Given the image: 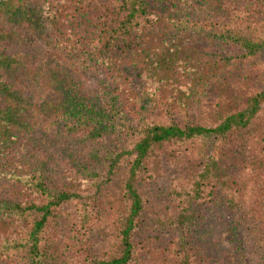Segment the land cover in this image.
<instances>
[{
  "label": "trees",
  "instance_id": "16d2710c",
  "mask_svg": "<svg viewBox=\"0 0 264 264\" xmlns=\"http://www.w3.org/2000/svg\"><path fill=\"white\" fill-rule=\"evenodd\" d=\"M193 27L213 47L193 88L181 67L134 81L150 34ZM0 46V264H49L55 242L64 264H217L210 215L231 264H264V0H0Z\"/></svg>",
  "mask_w": 264,
  "mask_h": 264
},
{
  "label": "rangeland",
  "instance_id": "374dc122",
  "mask_svg": "<svg viewBox=\"0 0 264 264\" xmlns=\"http://www.w3.org/2000/svg\"><path fill=\"white\" fill-rule=\"evenodd\" d=\"M13 29L17 28L14 27ZM150 37H152L150 39L152 40L154 48L152 50H146L148 52L152 51V53L154 54H150V56L146 55L144 59H140L138 62H136L135 66L133 67V78L136 83H142V85L151 86V88L157 87L156 85L158 83L163 84V82L167 81V79H169L171 83H175V80L171 79L172 76L170 73L173 72L172 70L174 67H181L185 71H188V69H190L193 72L194 79L190 84L191 89L196 83V79L199 78L198 72H202L200 69L209 66L210 61L213 60L211 58V56L213 55L211 54V50L213 47L209 42L210 38L205 32L199 30L196 27L190 29L180 28L177 31V41H175L177 47H172L175 50L173 51L174 53L172 52V48H169L166 44H164L163 41L168 38L167 34L166 36H164L163 31L157 34L152 33L150 34ZM17 44H20L19 37H16L15 42L10 47L15 46V48L18 49L19 46H17ZM159 46H162V48L164 47V53L161 54L156 50V48ZM20 48L29 50L27 47L23 48L22 46H20ZM205 62H208V64L205 65ZM41 78L35 79L32 82V85L42 88L45 87L44 84H46V81L44 75H42ZM134 85L136 87L138 86L137 84L133 83V86ZM164 91V93H166L167 88H164ZM50 93L46 92L44 94L45 97H49ZM36 105H39V102L36 101ZM36 109L40 112V114L37 116H39L43 120H48L46 115L49 116L51 114L50 111L44 114L40 106H37ZM202 143L203 144L200 146L201 153H203L204 157H209L214 150L213 139L209 137L205 138ZM64 145L67 146V144ZM49 153L55 159L56 164H60L61 161L65 162L70 160L69 158H67V156L62 157L60 153L55 152V148L54 153L52 152V150H49ZM210 216L208 226L205 228V231L201 236L203 245L208 251L209 255L217 264H231L234 259V249L228 237V230L226 228V225L223 220H220L214 215ZM106 237L107 230L104 226L103 220L101 224L96 225L93 231H91L86 236L87 240L94 245H103L106 242ZM66 253V247H61L58 242H55V245H53L51 248V258L49 264H64Z\"/></svg>",
  "mask_w": 264,
  "mask_h": 264
}]
</instances>
